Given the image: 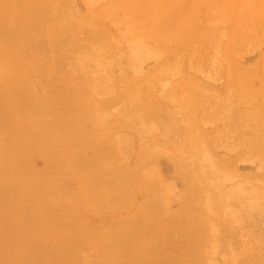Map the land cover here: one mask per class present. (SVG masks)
Instances as JSON below:
<instances>
[{
	"label": "rangeland",
	"instance_id": "rangeland-1",
	"mask_svg": "<svg viewBox=\"0 0 264 264\" xmlns=\"http://www.w3.org/2000/svg\"><path fill=\"white\" fill-rule=\"evenodd\" d=\"M3 1L0 10L9 4L19 19L16 49L0 55V84L8 77V90L0 87V240L22 233L30 217L41 224L20 239L30 234L39 240L44 227L51 232L45 236L47 250L42 248L46 253H31V263L59 257L56 245L71 233L70 240H82L73 254L60 258L65 264H74L80 254L87 257L77 264H125L139 261L143 247L150 246L149 264L163 259V264H264V149L255 144L253 99L232 102V87L211 60L194 59L192 68L170 71L168 59L159 55L172 51L174 43L154 42L158 36L141 23L137 0ZM210 12L203 17L205 31L232 24ZM257 37L234 50L259 57L264 30ZM210 45L200 52L211 53ZM155 70L161 71L154 89L159 101L150 97ZM191 90L204 93L199 103L188 98ZM167 134L173 143L163 140ZM56 136V144L46 142ZM46 149L52 151L50 161ZM54 162L62 167L56 170ZM60 185L65 191L58 195L54 186ZM119 188L131 189V206L124 196L118 200L124 207L113 201ZM132 212L136 220L145 214L152 221L135 225L138 231L123 242L118 232L131 223L120 220ZM60 218L53 232L49 226ZM87 222L96 228L84 238L76 233ZM100 236H106L104 244ZM0 250L4 259L1 242Z\"/></svg>",
	"mask_w": 264,
	"mask_h": 264
},
{
	"label": "bare ground",
	"instance_id": "bare-ground-1",
	"mask_svg": "<svg viewBox=\"0 0 264 264\" xmlns=\"http://www.w3.org/2000/svg\"><path fill=\"white\" fill-rule=\"evenodd\" d=\"M237 1H240L241 3L239 2V4L237 5L235 3ZM0 2H3L5 4V1L3 0H0ZM125 2L128 3V0H124V3ZM233 3L236 5L234 6ZM136 4L143 6V7L136 6L138 10L140 8L139 17H140L141 23L144 26L148 27L151 33L158 36L157 40L154 39V42L160 45V43L161 44L164 43V40L173 41L174 43L173 50L172 51L163 50L161 52V55H159V58L161 59L163 58L168 59L167 61L169 62L167 64L170 65L171 68H174V69H170V71H174V70L175 72L185 71L186 66L187 65L191 66L192 65L191 63L194 59L200 60V61L204 60L207 62L211 60L213 63H216L215 67L220 68V73H222L220 75V79H222V81L225 82L226 87L227 86L230 88L232 87V91L230 93V99L236 100L232 102L239 103V102L246 101L245 102L246 104L249 99H253L252 102H255L256 104L255 107H257V112H258L256 115L257 120L252 125V128L255 133V144L258 149H264V114L262 113L264 112V54L260 55L259 57L257 55V58H255V56H250V57L247 55L242 56L241 54L237 53L234 50L238 45H240V43L244 39L252 38V40L254 41L256 38H258L257 37L258 33L261 30H264V22H263L264 0H137ZM145 5H148V6H145ZM5 7L6 8L3 7L2 10H0V39L7 40L6 42L8 44L6 45L0 44L1 57L2 56L7 57L9 54H11L16 49L15 45L17 41L14 40L15 35H16L15 28H16V23L19 19V17H17L13 13L11 6L9 4L5 5ZM148 7H151V8H148ZM232 7H235V8L232 9ZM236 7H237V11H235ZM131 9H132V3H131ZM209 10H211L210 13H213V14H216V13L222 14L223 15L222 17H224L225 21L227 19L228 20L230 19L232 22L231 24L232 26L230 25V27L227 29L222 28L219 30L217 29L214 30L212 28H209L205 31V28L207 27V25L204 22L203 17L204 15H206V13ZM228 10H230L229 11L230 14H231V10H234V14L232 11L233 15L231 16V18L229 17L230 14L227 13ZM22 14H24L23 11H22ZM228 20L227 22L229 23ZM37 21H39V24H40L41 17L37 19ZM94 39H95V36L93 35L90 40L93 41ZM59 40L60 38H54V42H57V41L59 42ZM194 42L196 44L193 45ZM205 42L206 43L209 42L211 45L206 44ZM78 45H81V43H79ZM203 45H206L205 47H207V45H210V47L214 46L215 48H212L211 53H208L209 51L207 50L208 55L206 54L207 55L206 56L200 52ZM2 47H5V48H2ZM90 48L91 46H89V51L91 49L94 50L95 47L93 48V45H92V48L91 49ZM90 52H89L90 54H95L96 49L95 51H93V53H92V50ZM243 59L245 63H243L242 61ZM213 63L210 64L211 67L213 66ZM44 68L45 67L43 68L40 67L39 69V66L36 65V70L39 69L40 71H43ZM160 74H161V71L158 72L157 70H155L151 74L152 75L151 81H149L150 84H152V87L149 88L152 94L151 95L149 94V95L151 98L155 99L156 101H159V100H157V97L154 96L155 94L154 89L157 87L156 81H158L159 78L161 77ZM7 80H8V77L4 78V80H2V83L0 84V87L7 89L8 88ZM181 88H185V87L181 86L180 89ZM177 91L173 90L174 93H176ZM187 95H188V98H190L192 101H194V103L197 104L200 102V99L204 95V93L202 94L200 91L191 90V92H189ZM195 99H197V101H195ZM261 108H263V110ZM8 109L6 110L8 111ZM124 115L125 114H121L122 122L126 120V117ZM225 124H226V121L224 125ZM57 138L58 137L56 136V138H54V141L51 138H47L46 142L47 143L54 142V144H56ZM166 138L168 139H163L166 143H173L172 141L174 139L171 138V135L167 134ZM155 141H159V140L155 139ZM159 142L161 143L162 140H160ZM159 142L157 143V145H160ZM46 150L51 152L50 159H49L50 161L52 159L51 158L52 151L49 149H46ZM155 150L157 151V149ZM8 151H10L8 152L9 157L13 156V154L15 153L13 149L8 150ZM135 154L136 156H138L139 150L138 151L135 150ZM93 159H97V158H93ZM98 159L102 160L104 159V157L100 155ZM8 161L10 162L9 169L12 172V169H13L12 158H8ZM53 164L54 165L52 167H54L56 170L62 167L60 165L61 162H57V163L54 162ZM27 167L28 166L26 165L23 168L25 169L24 174H27V171H28ZM49 168L51 167L49 166ZM7 178H11V175L8 174ZM54 188L56 189V193L58 195L65 191L62 185H60V187L54 186ZM7 192H8V195H11L12 187L7 189ZM129 192H131L130 188H128L127 190H124L123 188H119L118 190L115 191V194L112 196L113 201L117 203L118 202L121 203L118 200H121L124 196V203L130 205L129 202L134 201V200H131L133 197H131L130 195H127ZM23 194L27 195L26 198L31 199L30 197L31 193L23 192ZM38 195L39 194H36L33 197L38 196ZM36 199L37 201L41 200V196H40V199L38 198ZM147 200L149 201V199ZM147 200H145L146 203H148ZM37 201H35L36 204L38 203ZM99 202L104 204L106 201L104 199H100ZM97 203H98V199L96 200L95 204ZM119 203H118V206L121 205V204L119 205ZM125 204L121 206L124 207ZM138 209L139 208H137V210ZM73 214L75 215V213ZM76 215L79 217V214H76ZM139 215H142L140 220H136L137 214L133 212L128 213L127 218L120 220L122 222L127 221L128 223H131L128 226L130 227L129 229L128 227H125L124 229H122L123 233L122 231L121 233L118 232V234H121V237L119 236L122 239L121 241L123 242L126 241V239L124 240L123 238L129 237V235L130 234L132 235V233L134 235L138 231L137 230L138 227H140L141 225H146L150 223V221H152L151 218H148V217L145 218L146 217L145 214H139ZM133 217H135V219ZM61 218L59 219L60 222L57 221L54 227L49 226L52 228V231L54 230L53 228H55L56 225H59V223L62 222ZM51 222L53 223V220ZM39 224L41 223L38 222L36 219L29 217V224L24 228L22 233L19 231L18 232L16 231L15 233H12V234L7 233L6 237L2 241L0 240V242L2 243V248L4 249L3 251L5 252V258L2 259L3 255L1 254V250H0V264H5V263L12 264L13 261L11 259L14 258V253L16 250H17V254H16V259H15L16 260L15 264H65L62 262L60 258H62V256H65L66 252L73 254L75 251L74 249L78 247L77 243H79L80 240H82L81 238H78V239L71 238L70 240V237L72 236L71 233L67 234L69 239L67 236H65L67 238L61 241L62 244L59 245V242H58V245H56L57 251L61 252L60 254L58 253L59 257L54 256L51 260L42 261V262L40 261L39 263L28 262L29 260L28 257L30 256L31 253L39 252V250H41L42 252L43 251L42 248L46 249L45 236L50 234L51 232L50 230L47 229V227H44L43 229L39 230L42 236L41 239L39 240L38 238L30 237V234H28L27 238L24 240L20 239V237L22 236L24 232H28L30 230L32 231V229H34ZM88 224L89 222L84 223L85 226L84 225L82 226L83 227L82 231L77 232L76 234L84 238L90 237L91 234H93V231L95 232L94 229L96 227L93 229L91 228L92 225L89 226ZM131 225H134V226L131 227ZM135 225H139V226L137 227ZM10 226H11L10 222H8L7 225H5L6 228H9ZM78 228L81 229V226L79 227L78 225L77 229ZM126 229H127V232H126ZM128 233L130 234L128 235ZM53 234L55 235L54 237H56L57 235V238H59L58 233L56 234L53 233ZM105 237L106 236H100V240L102 241V244H104L105 242ZM92 241H96V240L94 239ZM20 249L22 250L20 251V253H18V250ZM147 249L149 251L153 250V248L151 249V246L146 247V248L143 247V256L141 257L140 253L138 254V257H141L139 261L131 260L125 264H149V261H147V256H146L147 254L145 252V251H148ZM24 251H26L25 254H23ZM44 252L45 250L43 251V253ZM26 255H27V259L26 258L24 259V256ZM81 257L82 255L80 254V256L78 257V261H76L74 264L84 262L81 260H86L87 255H84L82 259ZM163 257L165 258V256H161L160 258L163 259ZM164 260L165 259L160 261V263L161 264L165 263ZM113 263L117 264V262H113ZM121 264H123V262Z\"/></svg>",
	"mask_w": 264,
	"mask_h": 264
}]
</instances>
